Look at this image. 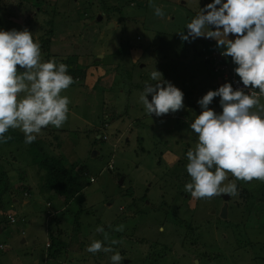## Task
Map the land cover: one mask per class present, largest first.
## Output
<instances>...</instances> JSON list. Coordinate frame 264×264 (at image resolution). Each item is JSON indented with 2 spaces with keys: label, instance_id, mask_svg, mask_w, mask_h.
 <instances>
[{
  "label": "rangeland",
  "instance_id": "rangeland-1",
  "mask_svg": "<svg viewBox=\"0 0 264 264\" xmlns=\"http://www.w3.org/2000/svg\"><path fill=\"white\" fill-rule=\"evenodd\" d=\"M212 2L0 0V30L32 32L42 59L67 64L76 81L62 93L71 101L68 121L42 129L38 138L63 162L90 168L87 179L94 178L65 204L44 190L42 171L27 168L17 150L11 155L9 146L0 148L10 179L29 189L19 186L11 202L0 191V264H49L48 253L60 248L46 247L51 234L67 255L55 258L60 264H110L114 252L124 257L122 264H264V183L235 181L239 193L230 196L226 218L218 215L221 196L195 199L184 191L191 179L186 154L198 142L190 128L202 111L197 101L221 75L210 70L214 61L218 68L216 54L212 60L199 55L206 53L203 39L214 46L216 40L184 41L179 32L187 33L186 24ZM150 4L162 7L165 17H156ZM226 59L234 71L232 58ZM155 69L184 93L181 110L145 113L139 95L145 82L155 83ZM219 101L209 105L218 114ZM121 224L124 230L115 231ZM113 239L121 242L111 245ZM94 240L113 252L86 251ZM176 243L185 253L176 252Z\"/></svg>",
  "mask_w": 264,
  "mask_h": 264
},
{
  "label": "clouds",
  "instance_id": "clouds-1",
  "mask_svg": "<svg viewBox=\"0 0 264 264\" xmlns=\"http://www.w3.org/2000/svg\"><path fill=\"white\" fill-rule=\"evenodd\" d=\"M150 7L156 17H165L162 7ZM186 28L187 33L179 32L184 41L215 39L216 47L223 49L221 55L232 58L234 71L250 91L225 83L197 101L202 111L190 128L198 135V142L186 154L191 179L184 191L195 199L211 200L221 194L235 197L239 193L235 181L264 183V0H213ZM230 35L235 39H229ZM150 80L155 83L145 82L139 95L147 115L160 117L184 107V93L165 80L162 72L153 70ZM75 82L67 64L42 59L41 45L32 32L0 30V143L12 139L6 135L10 129L23 132L24 142L31 144L42 129L62 128L69 119L71 103L62 93ZM215 97H220L219 114L209 107ZM229 174L235 180L229 181ZM114 230L122 232L124 225ZM97 231L104 229L98 227ZM104 239H108L107 233ZM120 242L113 239L110 244ZM45 245L48 248L50 243ZM86 251L96 254L113 249L102 240H94ZM110 259L112 264H122L124 257L114 252Z\"/></svg>",
  "mask_w": 264,
  "mask_h": 264
},
{
  "label": "trees",
  "instance_id": "trees-1",
  "mask_svg": "<svg viewBox=\"0 0 264 264\" xmlns=\"http://www.w3.org/2000/svg\"><path fill=\"white\" fill-rule=\"evenodd\" d=\"M207 41L209 40L203 39L201 41L202 42L201 46H204L203 51H205L206 53L204 54L200 53L199 54L200 57L204 56L205 59L212 60V58H215L213 56V52L217 51L218 52L217 56L220 58V60L218 61L219 65L221 66L225 65L224 70L239 78L236 75L235 71H233V69L229 66L228 64L229 59L227 60L225 56H221V51L223 49L216 50L215 49L216 46L208 44ZM215 63L216 61H214V64H212L210 69L213 74H217L214 71V66L216 65ZM78 71L79 70H73V73L77 75L79 73ZM82 74H84V72ZM6 135L11 136L12 139L8 140L7 143H0V148L3 149L4 147L9 146L8 149L10 150L11 155L13 153V150L15 151L17 150L18 151L17 154H21L24 156V159L26 160L25 166L27 168L33 167L31 166L33 164L36 166L35 170L37 173H40L42 171L43 175L41 177L44 180V186H43L44 190L53 192L56 195L60 196L65 204H68L76 194L80 193L85 186L89 185L91 180L90 178L88 180L87 177L91 173V169L83 168L82 166L77 167L76 163H68L66 161L63 162L60 155L53 154L50 150H48V148H46L43 139L37 137V139L33 143L26 144L24 142L25 141L24 134L19 131L10 129ZM13 143L14 144L17 143V147H13V146L11 147V144ZM18 178L21 179L20 176H18ZM13 182L14 184L11 185V183ZM24 182H26V180ZM19 186L23 188V191L28 192L29 189L25 184H20ZM19 186L15 185L14 179H10L8 170L5 169V167L0 163V191L2 193V196L6 197L11 202V199H13L14 197V190L19 188ZM8 194L10 195V197L8 196ZM130 205L131 203H128L129 208L132 209V205L131 207ZM7 206L9 205H6L5 209ZM134 210H135L134 213L136 214L139 213L137 212L139 209L136 208V205ZM7 216L5 218V222L7 223L5 224H8L9 220L12 221L14 220V214L13 215L8 214ZM77 225L79 224L77 223ZM49 229L51 231V228ZM60 242L61 241L60 239H58V237L51 234L50 248H52L53 246L58 247L60 245L59 246L60 252L57 251V249H55L53 252L48 253L49 256L46 257L50 258L48 259L49 264H60L55 260V258L58 256H61L64 259L67 258V255L62 254L60 250L61 248H64V246L60 244Z\"/></svg>",
  "mask_w": 264,
  "mask_h": 264
},
{
  "label": "built area",
  "instance_id": "built-area-1",
  "mask_svg": "<svg viewBox=\"0 0 264 264\" xmlns=\"http://www.w3.org/2000/svg\"><path fill=\"white\" fill-rule=\"evenodd\" d=\"M224 68H225V65L221 66L219 64H218V68L217 67L214 68V71L216 73L219 71V74L221 75V79L218 80V83L215 86V90L225 83H231L233 86V89H243L246 93L250 91L249 88L244 87V85L242 84V81L239 78H237L233 74L228 73L226 70H224Z\"/></svg>",
  "mask_w": 264,
  "mask_h": 264
},
{
  "label": "water",
  "instance_id": "water-1",
  "mask_svg": "<svg viewBox=\"0 0 264 264\" xmlns=\"http://www.w3.org/2000/svg\"><path fill=\"white\" fill-rule=\"evenodd\" d=\"M100 17H101V15L97 16V19L100 20ZM110 24H111V26H113V23H110ZM100 57H101V55L97 56V58H95V59H100ZM220 196H221V199H222V205H221V207L219 209L218 215L221 218H226L227 214H228L229 199H230L231 195H229V194H221ZM175 250H176V252L178 254L185 253L183 250H181L179 248V244H177V243L175 244ZM197 262L198 261L196 260V263Z\"/></svg>",
  "mask_w": 264,
  "mask_h": 264
},
{
  "label": "flooded vegetation",
  "instance_id": "flooded-vegetation-1",
  "mask_svg": "<svg viewBox=\"0 0 264 264\" xmlns=\"http://www.w3.org/2000/svg\"><path fill=\"white\" fill-rule=\"evenodd\" d=\"M103 59H105V58H103ZM229 207V206H228Z\"/></svg>",
  "mask_w": 264,
  "mask_h": 264
},
{
  "label": "crops",
  "instance_id": "crops-1",
  "mask_svg": "<svg viewBox=\"0 0 264 264\" xmlns=\"http://www.w3.org/2000/svg\"><path fill=\"white\" fill-rule=\"evenodd\" d=\"M164 78V77H163ZM165 79V78H164Z\"/></svg>",
  "mask_w": 264,
  "mask_h": 264
}]
</instances>
